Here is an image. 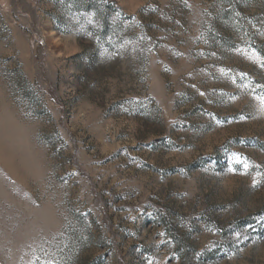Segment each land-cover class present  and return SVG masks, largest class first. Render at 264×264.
<instances>
[{"label":"rangeland","instance_id":"rangeland-1","mask_svg":"<svg viewBox=\"0 0 264 264\" xmlns=\"http://www.w3.org/2000/svg\"><path fill=\"white\" fill-rule=\"evenodd\" d=\"M0 264H264V0H0Z\"/></svg>","mask_w":264,"mask_h":264}]
</instances>
